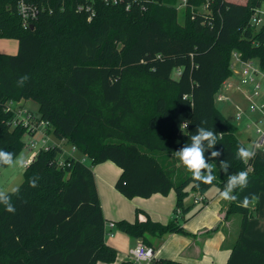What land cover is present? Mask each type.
<instances>
[{
	"label": "trees",
	"instance_id": "trees-1",
	"mask_svg": "<svg viewBox=\"0 0 264 264\" xmlns=\"http://www.w3.org/2000/svg\"><path fill=\"white\" fill-rule=\"evenodd\" d=\"M45 1L48 8L34 27L25 28L16 0H0V37L18 40L16 53L0 52V148L16 155L24 149L26 128L12 127L8 103L33 99L55 135L86 160L68 155L61 163L64 149L55 145L25 167L12 196L15 213L0 205V264L116 262L119 250L106 239L93 169L107 160L122 169L115 186L124 196L175 189L177 212L189 210L185 200L193 191L204 196L213 186L223 189L227 175L220 160L231 163L229 173L248 171V187L235 193L241 200L264 193V152L247 163L237 159V148L247 147L240 126L216 104V93L233 75L234 51L264 68V29L250 24L264 0H187L184 22L181 0ZM206 3L209 11L199 10ZM80 4L89 10L79 11ZM22 75L29 80L20 87ZM201 121L217 133L213 150L221 156L209 161L216 179L197 187L190 172L175 167L174 152L190 142ZM33 177L39 178L36 187L30 186ZM254 212L231 202L228 213H240L242 222L226 264H264V239L247 234ZM116 227L150 246L184 231L176 220H154L142 208L135 220H118ZM152 264L185 263L156 257Z\"/></svg>",
	"mask_w": 264,
	"mask_h": 264
},
{
	"label": "crops",
	"instance_id": "crops-1",
	"mask_svg": "<svg viewBox=\"0 0 264 264\" xmlns=\"http://www.w3.org/2000/svg\"><path fill=\"white\" fill-rule=\"evenodd\" d=\"M232 95L234 98L237 97L235 92ZM109 161L93 167L108 231L111 229L108 226L109 222L121 219L133 221L136 218V209L142 208L148 211L154 220L167 223L174 219L184 229L155 238L153 247L157 258L178 259L185 264L227 263L239 235L242 215L228 213L231 202L219 196L217 187L213 186L205 193L206 202L202 208L194 207L195 204L201 205L203 202L195 201L199 193L193 191L191 194H195L194 202L191 203L188 198L185 200V205L191 206L189 210L177 212L175 189H171L168 195L158 192L150 197L124 196L115 186L122 169L121 167L117 169ZM112 171L114 172L111 173ZM251 207L255 214L249 219L247 234L252 238L264 239V193L251 204ZM233 214H239L240 217L233 219ZM112 231L114 235H107L106 239L119 250L118 260L114 263L99 262L98 264H120L122 260L132 259L130 250L140 241L117 227Z\"/></svg>",
	"mask_w": 264,
	"mask_h": 264
},
{
	"label": "built area",
	"instance_id": "built-area-1",
	"mask_svg": "<svg viewBox=\"0 0 264 264\" xmlns=\"http://www.w3.org/2000/svg\"><path fill=\"white\" fill-rule=\"evenodd\" d=\"M114 1L118 2V0ZM181 1L184 6L187 5V0ZM16 3L17 10L25 28H29L39 18L41 12L48 8V1L45 0H16ZM129 6L130 3H128L127 7ZM49 8L51 9L50 4ZM85 9L89 10L84 4L78 6L79 11ZM199 10L208 12L209 3L202 5ZM90 17H92V14ZM250 24L258 29H264V2L253 9ZM231 67L233 69V75L223 82L221 88L216 93V101H233L232 93L234 92H239L245 96L248 101L249 110L256 114L251 122L247 121V124L244 125L247 129L254 126L256 137L250 145L257 146L256 153L264 152V85L260 81V78L264 79V68L258 59H245L238 51L233 52ZM175 72L177 75L181 72V69H176ZM235 106L236 119L242 121L244 118V110L239 104H235ZM8 108L13 114L11 119L12 127L22 125L26 128L24 135V137H27L25 146L29 148L31 153L30 157L25 160V166L29 165L41 150H48L55 145L62 146L51 141V134L54 133V130L49 120L42 118L24 105H21L20 101H10ZM248 137V139H252L251 135ZM74 150H77L75 146ZM68 155L75 156L73 152L67 155L64 152L61 163H64L65 157ZM80 158L86 160L85 156ZM195 201L203 202L205 201V197L198 195ZM108 226L111 229L114 228L115 222H109ZM111 229L108 231V235L113 236L114 231ZM130 255L136 264H152L156 259V250L153 246L139 241L131 248Z\"/></svg>",
	"mask_w": 264,
	"mask_h": 264
},
{
	"label": "clouds",
	"instance_id": "clouds-1",
	"mask_svg": "<svg viewBox=\"0 0 264 264\" xmlns=\"http://www.w3.org/2000/svg\"><path fill=\"white\" fill-rule=\"evenodd\" d=\"M29 80L28 75H22L16 81L17 85L23 87ZM207 121H201L197 126L195 134L189 137V143H186L179 150L175 151V157L179 163L192 175V179L199 184H212L216 179L214 175V166L210 160H216L221 156V152L213 150L218 143V135L212 129L205 127ZM188 124L185 125L187 128ZM255 145L239 146L236 151V158L243 163H247L256 156ZM210 156L206 157L205 153L210 151ZM0 166L4 167H24L25 161L23 156L6 151L0 148ZM220 169L227 175V181L223 189H218L219 196L229 202H236L237 206L248 208L253 202L258 200L255 194L244 196L241 200L235 193L237 190L241 192L249 185L248 171H239L229 173L231 163L228 160L219 161ZM38 177H33L30 180V186L36 187ZM19 192L18 187L3 188L0 187V205H3L9 213H15L16 208L12 201V196Z\"/></svg>",
	"mask_w": 264,
	"mask_h": 264
},
{
	"label": "rangeland",
	"instance_id": "rangeland-1",
	"mask_svg": "<svg viewBox=\"0 0 264 264\" xmlns=\"http://www.w3.org/2000/svg\"><path fill=\"white\" fill-rule=\"evenodd\" d=\"M178 6H179V21L184 22L185 6L182 3V1L179 2ZM17 51H18V40L16 38L0 37V52L16 53ZM174 73L176 75V72H174ZM260 81H262V83L264 85V79L260 78ZM235 94H237V97H235V98L232 97L233 101H229V100L228 101H218L216 104H217V107L231 121L237 123L240 126V130H239L240 139H241V141H243L248 146L252 143V140L255 139L256 134L254 132V126L250 129H247L244 125L247 124V121L251 122L252 119L256 116V114L252 113L249 110L248 101L246 100L244 95H242L239 92H235ZM20 104L24 105L26 108L30 109L31 111H33L34 113L39 115V104L35 100L23 99L22 101H20ZM235 104L241 105L242 109L244 110V118L242 121H238L236 119V115H235L236 106H235ZM249 135L252 136L251 140L248 139ZM24 139L26 140L27 137H24ZM51 141L58 143V144H61L66 155L73 152L75 154V156H82L83 157V153L80 150H74V146L70 142L59 138L54 133L51 134ZM30 153L31 152H30L29 148L25 146L19 155L23 156L24 161H25L26 158L30 156ZM88 161H90V160H88ZM109 163H113L114 167H116L117 169L120 167L119 165H117L115 162H113L111 160L109 161ZM25 167L26 166H24V167L0 166V187H3V188L19 187L20 184L24 180ZM175 167L179 170V172H182V171L185 172L186 171V169L179 162L175 164ZM110 170H113V169H110ZM113 172L114 171H112L111 173H113ZM214 187H216V186H214ZM194 195L195 194H190L188 196V201H191V203L194 202ZM203 203H204V201H203ZM201 206H202V204L201 205L195 204L194 207L200 208ZM238 217H240L239 214H233L232 215L233 219H236Z\"/></svg>",
	"mask_w": 264,
	"mask_h": 264
},
{
	"label": "water",
	"instance_id": "water-1",
	"mask_svg": "<svg viewBox=\"0 0 264 264\" xmlns=\"http://www.w3.org/2000/svg\"><path fill=\"white\" fill-rule=\"evenodd\" d=\"M34 27V24H32L31 26H30V28H33Z\"/></svg>",
	"mask_w": 264,
	"mask_h": 264
}]
</instances>
